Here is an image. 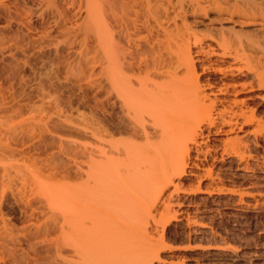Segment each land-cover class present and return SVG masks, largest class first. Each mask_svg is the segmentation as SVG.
<instances>
[{
  "label": "bare ground",
  "instance_id": "obj_1",
  "mask_svg": "<svg viewBox=\"0 0 264 264\" xmlns=\"http://www.w3.org/2000/svg\"><path fill=\"white\" fill-rule=\"evenodd\" d=\"M81 1L100 49L101 116L71 130L57 256L160 264L163 225L179 215L204 228L190 197L201 182L209 197L221 191L223 164L248 172L247 136L264 137V0Z\"/></svg>",
  "mask_w": 264,
  "mask_h": 264
},
{
  "label": "rangeland",
  "instance_id": "obj_2",
  "mask_svg": "<svg viewBox=\"0 0 264 264\" xmlns=\"http://www.w3.org/2000/svg\"><path fill=\"white\" fill-rule=\"evenodd\" d=\"M81 2L0 0V264H65L71 130L101 116L100 49ZM246 144L248 172L218 164L221 191L209 197L201 182L190 197L204 228L179 215L158 226L160 264H264V137Z\"/></svg>",
  "mask_w": 264,
  "mask_h": 264
}]
</instances>
